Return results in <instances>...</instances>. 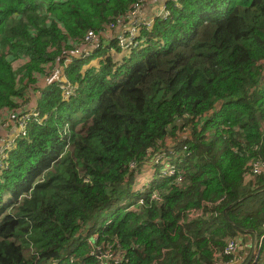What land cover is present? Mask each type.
<instances>
[{"label": "trees", "instance_id": "16d2710c", "mask_svg": "<svg viewBox=\"0 0 264 264\" xmlns=\"http://www.w3.org/2000/svg\"><path fill=\"white\" fill-rule=\"evenodd\" d=\"M147 1L0 0V128L29 116L0 170V264L229 263V243L264 264V0H162L144 51L69 67L68 101L58 80L38 94ZM155 154L172 169L136 181Z\"/></svg>", "mask_w": 264, "mask_h": 264}, {"label": "built area", "instance_id": "2783aa9c", "mask_svg": "<svg viewBox=\"0 0 264 264\" xmlns=\"http://www.w3.org/2000/svg\"><path fill=\"white\" fill-rule=\"evenodd\" d=\"M147 2H149V1H147ZM147 2H143L140 6H137L128 15V17H127V19L125 21V22H128V26L127 27H125V28L121 27L120 25L123 24V23L118 24L119 27L117 29L116 35L113 33L114 36L109 41V43H110L113 40V43L117 44V47L123 53L125 51H126V53L132 51L137 46V44L142 43L143 40L139 39V35H140L141 29H143V28L147 29V28L151 27L152 17L149 18L147 16V14H149L150 12L146 11L144 13H140L143 10L142 9V5H145ZM112 29L107 31V32H113ZM84 44H87L90 47H95V48L98 47V45L100 44V40H99L98 34H95L93 32L87 33V35L84 37ZM115 51L116 50H114V49L110 50V52H115ZM75 53L77 54L78 51L76 50ZM84 56H87V54H85ZM69 63H71V61ZM63 64H64V62H63ZM49 80L50 81H57L58 80V82H59L58 87H59V89L62 92V96H63L64 100H66L69 97H71L72 94L75 92L74 86L71 83H69V82H67L65 80V76L63 75L62 65H59V66L56 67V72H55L54 76L50 77ZM18 116H19V118L15 119V120L21 119L22 122H21V124L19 126H17V130L19 128L17 135H21V134L25 135L24 129H23V127L25 126L24 122L26 120H28L29 116L25 115V114L24 115L18 114ZM36 116H38V113L34 114V117H36ZM2 154H3V152L0 150V156H2ZM168 160H170V158H168L166 156V154H163V155H160L159 158L155 159V163L159 164L160 167H162L163 163H166ZM165 169L167 170V169H172V168H167L166 164H165ZM166 170L163 173H160L159 177L162 178L164 176V174L166 173ZM259 170H260V168L258 166H255L254 171L257 173V172H259ZM263 244H264V239L258 240V244H257L258 247H261ZM229 245H232V247L228 246V249L225 251L226 255H232L229 263L217 262L215 264H236L237 260H234V258H235V256H234L235 255V248H233V243H229ZM248 255L250 257V261L247 264H249L251 262V260H252L251 257H254L253 250H251V252L248 253Z\"/></svg>", "mask_w": 264, "mask_h": 264}, {"label": "crops", "instance_id": "0c3cea01", "mask_svg": "<svg viewBox=\"0 0 264 264\" xmlns=\"http://www.w3.org/2000/svg\"><path fill=\"white\" fill-rule=\"evenodd\" d=\"M120 26L125 28V27L128 26V22H124ZM118 27L119 26L113 28L112 29L113 32H107L106 30H104L103 32L99 33L98 37H99V40H100V44L98 45V47L102 46L103 48H105V46L108 45L110 39L114 36V34L116 35ZM84 37L81 40V44H79L78 46H75V48L72 51H70L69 53H67V55L65 57H63L62 63L64 62V64L66 63L65 65H68V64H70L69 63L70 61H71V63H76V62L81 61L82 59H84L85 61H88V63L82 67L83 71L87 70L88 68H94L95 70H98L100 65H101V62H105L108 57H110L114 63H116V59L120 57V61H118V63H116V64H120L121 63V58L122 59L124 58V53L123 52H121L119 50L115 51V52L107 51V52H105V55H103V56H95L96 55V51L98 50V47H96V48L95 47H90L87 44H84ZM76 50L78 51L77 54L75 53ZM85 54H87L88 57L84 56ZM112 54H113V57H112ZM125 54H127V53L125 52ZM24 60H27V59L26 58H22V60H19V61L15 62L14 65H22V64L25 63ZM59 65H61V64H59ZM59 65H57V66H59ZM50 82L51 81L49 80V78L46 79L45 76L44 77H38V80H37V83H36V87L39 88V90H38L39 93L38 94H40L41 91H44V90L48 89L49 88L48 83H50ZM35 97H36V94H35ZM21 107H23L24 110H25L24 106H21ZM27 112L28 111L25 110L24 113L27 114ZM31 112L34 113L35 111L31 110ZM7 122H13V121H10V119H7L5 124ZM15 133H17V130L15 131ZM14 139H13V141H14Z\"/></svg>", "mask_w": 264, "mask_h": 264}, {"label": "rangeland", "instance_id": "374dc122", "mask_svg": "<svg viewBox=\"0 0 264 264\" xmlns=\"http://www.w3.org/2000/svg\"><path fill=\"white\" fill-rule=\"evenodd\" d=\"M167 2V0H165ZM176 6V5H175ZM166 8V3H164L162 0H150L149 2H147L145 5H142V11L140 13H144L146 11L150 12L149 14H147V16L150 17H159V16H166L168 17V11L165 9ZM138 15V14H137ZM136 15V16H137ZM126 52V51H125ZM124 52V53H125ZM113 57V54H112ZM118 61H120V57L116 59V63H118ZM122 63V62H121ZM120 63V64H121ZM21 119L19 120H15L14 122H7L3 127L0 128V150L3 152L2 157L5 159H9L8 155L5 154L6 153V149L7 148H12L13 146H15V143H13V139L18 137V131L17 133H15V131L17 130V126H19L21 124ZM19 130V128H18ZM21 136V135H19ZM160 155L159 154H155L152 157H150L147 162L143 165L147 168L148 172L151 175L156 176L155 178H159L160 173H163L166 169H165V163H163L162 167H159V164L155 163V159L159 158ZM171 160V159H170ZM169 160V161H170ZM156 167V168H154ZM140 180L142 179V177L140 176L139 178ZM136 188L134 189V191L137 189V187H139V184H136ZM6 203V201H5ZM10 210H8L9 212ZM250 240L248 239L247 241H245L243 244L246 243V248L244 246V249H246V251H249V245L251 242H249ZM248 243V244H247ZM229 247H232V245H227L226 249H228ZM233 248H235L236 251V245L233 243ZM232 248V249H233ZM252 250V249H251ZM251 252V251H250ZM249 252V253H250ZM250 261L249 257L247 259L246 257V262L245 264H247Z\"/></svg>", "mask_w": 264, "mask_h": 264}, {"label": "clouds", "instance_id": "9594fccd", "mask_svg": "<svg viewBox=\"0 0 264 264\" xmlns=\"http://www.w3.org/2000/svg\"><path fill=\"white\" fill-rule=\"evenodd\" d=\"M156 18V16H154V17H152V23H153V20ZM152 23H151V25H152ZM144 43H139V44H137V46L134 48V49H136V48H138V49H140L141 51H144L145 50V48L147 47V43L146 44H144ZM107 46H110V45H107ZM119 51H120V49L119 48H117ZM133 49V50H134ZM117 50V51H118ZM110 52V51H109ZM132 52V51H131ZM83 61H85L84 59H82L81 61H78V62H83ZM77 63V62H76ZM76 63H70V64H68V65H65V64H63V63H61V65H62V70H63V75L65 74V72H66V70L69 68V67H71V66H74ZM262 82L264 83V75H263V78H262ZM61 91V90H60ZM62 93V92H61ZM62 98H63V96H62ZM70 98V97H69ZM69 98L68 99H66V101H68L69 100ZM64 100V99H63ZM34 116V115H33ZM38 117H40V114L38 113V116H36V117H34V118H36V119H38ZM45 117L47 118V116L45 115V116H43L42 117V119H40L39 118V123H42L43 121H44V119H45ZM23 136V135H22ZM13 148V147H12ZM11 149V148H10ZM10 149H6V153L5 154H7L8 152H9V150ZM7 159H5V158H3L2 156H0V170L1 169H3L4 167H5V165H4V161H6ZM142 169H143V173H144V175L143 176H141L142 177V179H141V181H144L145 180V177L147 176V174H148V176H149V181H154L155 180V176L154 175H151L149 172H148V170H147V168L145 167V166H142ZM140 176H138L137 178H136V181H140ZM142 199H139L138 200V203H142ZM110 223V221H108L106 224H105V226L106 225H108ZM105 226L104 227H102L99 231H103L104 230V228H105ZM96 233H97V231L95 232V233H93L94 235H92V237H93V239H97V235H96ZM87 241V243H91V240L90 239H86V240H84V242H86ZM51 264H54V263H51Z\"/></svg>", "mask_w": 264, "mask_h": 264}]
</instances>
